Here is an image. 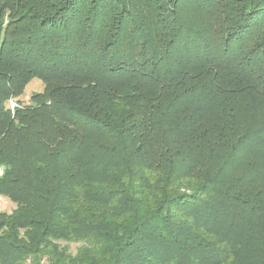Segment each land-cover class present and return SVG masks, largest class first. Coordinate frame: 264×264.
I'll return each mask as SVG.
<instances>
[{
    "label": "trees",
    "instance_id": "16d2710c",
    "mask_svg": "<svg viewBox=\"0 0 264 264\" xmlns=\"http://www.w3.org/2000/svg\"><path fill=\"white\" fill-rule=\"evenodd\" d=\"M0 169V264H264V0H0Z\"/></svg>",
    "mask_w": 264,
    "mask_h": 264
},
{
    "label": "rangeland",
    "instance_id": "374dc122",
    "mask_svg": "<svg viewBox=\"0 0 264 264\" xmlns=\"http://www.w3.org/2000/svg\"><path fill=\"white\" fill-rule=\"evenodd\" d=\"M43 85L40 81L34 79L25 88L22 98H20L21 104H29V98L33 93L42 92ZM13 102V101H12ZM1 175V169H0ZM15 209V205L11 203L7 198L0 196V213L10 214ZM61 247L67 249L68 254L75 256L79 249H81L82 244L79 243H61ZM39 264H48L47 260L40 261Z\"/></svg>",
    "mask_w": 264,
    "mask_h": 264
},
{
    "label": "built area",
    "instance_id": "2783aa9c",
    "mask_svg": "<svg viewBox=\"0 0 264 264\" xmlns=\"http://www.w3.org/2000/svg\"><path fill=\"white\" fill-rule=\"evenodd\" d=\"M9 107H10V110L13 111L14 108L16 107V105L12 101H10L9 102Z\"/></svg>",
    "mask_w": 264,
    "mask_h": 264
}]
</instances>
